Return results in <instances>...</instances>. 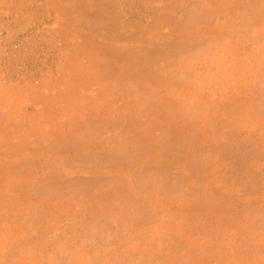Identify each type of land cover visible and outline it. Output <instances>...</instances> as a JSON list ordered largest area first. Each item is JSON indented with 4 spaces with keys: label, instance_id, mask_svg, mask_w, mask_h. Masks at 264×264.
<instances>
[{
    "label": "rangeland",
    "instance_id": "rangeland-1",
    "mask_svg": "<svg viewBox=\"0 0 264 264\" xmlns=\"http://www.w3.org/2000/svg\"><path fill=\"white\" fill-rule=\"evenodd\" d=\"M0 264H264V0H0Z\"/></svg>",
    "mask_w": 264,
    "mask_h": 264
}]
</instances>
